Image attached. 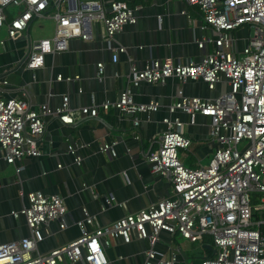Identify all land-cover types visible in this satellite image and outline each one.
I'll list each match as a JSON object with an SVG mask.
<instances>
[{
    "label": "built area",
    "instance_id": "obj_1",
    "mask_svg": "<svg viewBox=\"0 0 264 264\" xmlns=\"http://www.w3.org/2000/svg\"><path fill=\"white\" fill-rule=\"evenodd\" d=\"M183 1L200 12L204 28L214 33L212 54L198 63L182 65L166 58L151 60L141 70L132 66L129 87L114 103L99 107L75 111L68 97L62 98L55 111L46 105L34 110L18 99L0 100V147L4 161L13 167L25 158L41 157L39 145L46 117L76 127L97 119L100 110L114 109L120 118L138 127V115L157 112L159 104H137L131 87L176 79L182 83L200 81L211 92L217 86L228 88V92L212 99L188 97L178 90L168 107L171 115H187L190 126L196 125L199 116L210 119L209 142L215 150L209 163L186 166L179 158V151H188L192 145L183 131L185 125L178 119H164L166 131L158 136V149L148 153L146 161L153 175L170 183L167 198L111 225L96 227L91 233L85 227L94 226V221L84 210L78 239L49 253L34 255L45 239L43 228L51 223H58L60 230L67 227V208L62 197L30 193L28 206L13 213L15 218L25 219L30 235L1 245L0 264H107L103 246L108 242L102 244L103 239H121L125 244L132 239L146 241L149 249L144 264H177L174 257L167 258L156 250L161 233L178 235L195 245H203L209 238L214 255L199 264H264V0ZM63 2L69 5V0H0V28L7 26L9 40L23 35L34 20L49 17L55 24L52 39L31 44L23 61L26 70L42 68L46 56L67 51L68 42L76 36L90 41L93 22L101 23L105 38L111 40L137 20L136 9L121 1L105 5L103 0H74V9L47 14ZM243 26L248 27V36L240 49V40L233 32ZM124 51L114 49L112 62L117 63L118 54ZM97 69L101 80L103 65H97ZM57 81L63 79L58 77ZM69 151L75 153L71 148ZM101 151L116 155L114 144L103 146ZM80 161L76 159L75 163L79 165ZM108 204L112 206L113 200Z\"/></svg>",
    "mask_w": 264,
    "mask_h": 264
},
{
    "label": "crops",
    "instance_id": "obj_2",
    "mask_svg": "<svg viewBox=\"0 0 264 264\" xmlns=\"http://www.w3.org/2000/svg\"><path fill=\"white\" fill-rule=\"evenodd\" d=\"M110 1L125 2L136 9V23L126 25L108 40L102 24L93 22L90 41L74 37L68 42L67 51L46 56L44 66L36 71L26 70L23 61L32 43L53 38V20L49 17L34 20L14 41L7 38V26L1 27L0 100L18 99L34 110L46 105L55 111L61 106L62 98L68 97L70 108L75 111L99 107L106 102L114 103L129 87L132 66L141 70L151 60L166 58L182 65L198 63L215 50L214 33L204 28L200 12L188 7L183 0H103L105 5ZM70 8L74 9V0H69L68 6L63 2L58 9L51 8L47 14ZM200 43H203L201 48ZM239 43L241 49V40ZM118 48L125 51L119 53L117 63H113L114 49ZM99 64L103 65L101 80ZM58 77L63 81L58 82ZM68 78L72 81L66 82ZM3 81L8 84L3 85ZM178 90L185 96L202 99L228 92L224 86H217L211 92L200 81L182 83L168 79L158 85L141 84L131 87L134 101L137 104L155 101L159 109L138 115V127H133L129 119L120 118L114 109L100 110L97 119L76 127L46 117L39 145L41 157L25 158L13 167L4 161L0 147V246L29 237L25 219L15 218L13 213L28 206L30 193L62 197L67 208V227L60 230L58 223H51L43 228L45 239L34 255L49 253L78 239L84 210L94 221V226L85 227L91 233L96 227L111 225L167 198L171 193L170 183L153 175L146 161V155L158 149V136L166 131L163 120L178 119L185 125L183 131L192 141L186 151L192 158L182 156L186 166L194 167L209 160L215 150L209 142L210 119L199 116L196 125L190 126L187 115L169 113L168 107ZM112 144L115 156L101 151L103 146ZM70 148L74 154L70 153ZM76 159L81 160L79 165ZM110 199L112 206L108 204ZM103 242H108V246H103L107 264H144L149 249L146 241L132 239L125 244L121 239H103ZM156 250L167 258L174 257L177 264H199L200 260L214 255L209 243L195 245L167 233H161Z\"/></svg>",
    "mask_w": 264,
    "mask_h": 264
},
{
    "label": "rangeland",
    "instance_id": "obj_3",
    "mask_svg": "<svg viewBox=\"0 0 264 264\" xmlns=\"http://www.w3.org/2000/svg\"><path fill=\"white\" fill-rule=\"evenodd\" d=\"M233 35H234L235 39H237V40H241V42H242V48H244V40H245V39L247 38V36H248V27H247V26L240 27L238 30H236V31L233 32ZM227 90H228V88H227ZM213 153H214V152H213ZM212 155H213V154H212ZM212 155L210 156L209 160L203 162L202 164H203V165H207V164L209 163L210 159L212 158ZM182 156L192 158V156L189 155L186 151H179V158H180L181 161H183ZM185 162H186V161H185ZM183 163H184V161H183ZM184 164H185V163H184ZM185 165H186V164H185ZM206 241H207V243H209L210 245H213V244H212V241H211L209 238H206Z\"/></svg>",
    "mask_w": 264,
    "mask_h": 264
}]
</instances>
